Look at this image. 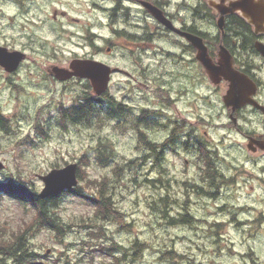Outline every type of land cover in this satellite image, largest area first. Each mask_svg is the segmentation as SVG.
I'll return each instance as SVG.
<instances>
[{
	"label": "clouds",
	"instance_id": "obj_1",
	"mask_svg": "<svg viewBox=\"0 0 264 264\" xmlns=\"http://www.w3.org/2000/svg\"><path fill=\"white\" fill-rule=\"evenodd\" d=\"M0 117V264H264V0H0Z\"/></svg>",
	"mask_w": 264,
	"mask_h": 264
},
{
	"label": "rangeland",
	"instance_id": "obj_2",
	"mask_svg": "<svg viewBox=\"0 0 264 264\" xmlns=\"http://www.w3.org/2000/svg\"><path fill=\"white\" fill-rule=\"evenodd\" d=\"M74 159H79V156L73 157ZM65 164L68 163V160L65 159ZM159 179L161 181H163V178H155L153 179V177L151 175H148L147 179L144 181V183L150 184L148 182V180H154V181H159ZM155 184V183H154ZM159 184V183H158ZM183 187V186H182ZM175 186L172 184L171 189L170 190H174ZM168 198V199H167ZM171 199L170 195L166 196V200ZM113 200L115 202L116 197H113ZM176 200H172L173 203ZM135 203V201H134ZM185 203V201H184ZM192 203H193V196L190 199L189 204H187L186 208L187 210H190L189 212L191 213L192 211ZM137 208L142 207V205L137 204L136 205ZM122 216L124 217H129L131 214L127 209H124L121 211ZM196 219V218H195ZM126 223L130 226V227H134L135 224V217L133 216L131 219H125ZM31 220L28 219H18V220H13L12 219V209L10 208V206L6 205V204H0V224L3 225V227H6L7 229H9L10 231H17L18 229H25L27 228V226H29ZM205 223H213V221L209 220V221H205ZM215 223H219V221H215ZM177 239H180V237H177ZM58 248L56 247H47L45 246V251L43 253H35L37 256H43L46 257L48 255H50L53 252H57ZM167 254V253H165ZM60 255H63V253L61 252ZM41 261L43 262V260L41 259Z\"/></svg>",
	"mask_w": 264,
	"mask_h": 264
},
{
	"label": "trees",
	"instance_id": "obj_3",
	"mask_svg": "<svg viewBox=\"0 0 264 264\" xmlns=\"http://www.w3.org/2000/svg\"><path fill=\"white\" fill-rule=\"evenodd\" d=\"M0 119H3V118L0 117ZM132 163H133L132 161H129V164H132ZM66 164H67V163H66ZM208 167L211 168L210 164L208 165ZM148 182H149L150 184H154V183H159V184H161V185L167 184V187L169 188V190L171 189V186H172V183H170V182H168V181H166V180H164V179H163V181H161V180L159 179L158 182H157V181H154V180H148ZM182 186H183V185H182ZM113 197H114V196H113ZM113 197H111V199H112L113 203H115L114 200H113ZM105 198H106V199L108 198L107 193H105ZM167 199H168V198H167ZM163 200L167 201V200H166V196L163 197ZM175 202H176V201H175ZM172 203H173V202H172ZM119 215L122 216V213L119 212ZM86 219H87L88 221H92V217H91V216H88ZM124 223H125L126 226H129V225L126 223V221H125ZM32 224H33V221H31L30 224H29V226H27V228H25V229H22V230H21V229H18L17 231H12L13 234L15 235V239H16L17 242H19V241L23 238L24 233H25L26 231H28V230L32 227ZM81 226H82V227H93V226H99V225H98V223H85V224H83V225H81ZM129 227H130V226H129ZM9 232H10L9 229H7L6 227H3V225L0 224V247H3V248L11 247V245H6V244L3 243V236H4V235H7ZM59 235H60V233L57 232V236H59ZM26 254L29 255V256H37L35 253H32V252H27ZM33 264H43V262H42L41 260H36V261L33 262Z\"/></svg>",
	"mask_w": 264,
	"mask_h": 264
},
{
	"label": "flooded vegetation",
	"instance_id": "obj_4",
	"mask_svg": "<svg viewBox=\"0 0 264 264\" xmlns=\"http://www.w3.org/2000/svg\"><path fill=\"white\" fill-rule=\"evenodd\" d=\"M109 43H114V42L109 41ZM128 43L131 44L132 41L129 40ZM125 75H127V73H125ZM185 163H187V161H186ZM209 164H210V166H211V162H210V161H209ZM210 183L213 184V185H215V184L218 183V181H216V179L213 178V179L210 181ZM191 187H192V188H199V185H198V184H193V185H191ZM200 191H201L202 193L208 195L209 197H212V196L215 195V193H208V192H206V190H204V189H200ZM191 197H192V195H191V194H188V196H187V200H186L185 203H184L186 206H187V204H189ZM189 211H190V210H187V213H186L187 219H188L189 221H191V220H195V217L191 216ZM216 224L219 225V223H216Z\"/></svg>",
	"mask_w": 264,
	"mask_h": 264
},
{
	"label": "water",
	"instance_id": "obj_5",
	"mask_svg": "<svg viewBox=\"0 0 264 264\" xmlns=\"http://www.w3.org/2000/svg\"><path fill=\"white\" fill-rule=\"evenodd\" d=\"M17 54H20V53H17ZM77 62H81V63H84V62H91V63H96L95 60H92V61H77ZM110 72H120L121 69L119 68H110L109 69ZM69 167H73L74 165L73 164H67ZM57 170H62V169H57Z\"/></svg>",
	"mask_w": 264,
	"mask_h": 264
}]
</instances>
